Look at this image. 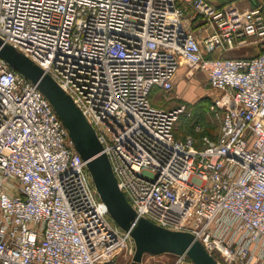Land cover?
Instances as JSON below:
<instances>
[{
    "label": "built area",
    "instance_id": "built-area-1",
    "mask_svg": "<svg viewBox=\"0 0 264 264\" xmlns=\"http://www.w3.org/2000/svg\"><path fill=\"white\" fill-rule=\"evenodd\" d=\"M221 1L0 0V39L70 96L138 218L192 234L220 264H264V51L225 56L264 43V0ZM183 62L221 92L215 139L178 140L185 106L153 104ZM126 246L48 100L0 58V264H117Z\"/></svg>",
    "mask_w": 264,
    "mask_h": 264
},
{
    "label": "water",
    "instance_id": "water-1",
    "mask_svg": "<svg viewBox=\"0 0 264 264\" xmlns=\"http://www.w3.org/2000/svg\"><path fill=\"white\" fill-rule=\"evenodd\" d=\"M0 58L37 86L67 129L73 147L86 162L97 194L111 219L134 241L135 253L130 264H142L145 255L163 254L185 256L193 264H220L192 234L168 230L138 218L118 186L111 163L103 153L102 143L70 96L41 68L1 39Z\"/></svg>",
    "mask_w": 264,
    "mask_h": 264
},
{
    "label": "rangeland",
    "instance_id": "rangeland-1",
    "mask_svg": "<svg viewBox=\"0 0 264 264\" xmlns=\"http://www.w3.org/2000/svg\"><path fill=\"white\" fill-rule=\"evenodd\" d=\"M231 0H222V3H227ZM236 7L243 11L250 0H236ZM185 10L182 17V22L196 34L204 37V21L192 18L191 8L183 4L181 5ZM202 30V31H199ZM211 32V30H209ZM254 45H250V48ZM226 56V55H225ZM231 56V55H228ZM235 56V54H234ZM232 57V56H231ZM185 75L179 77L174 89L171 92L157 94L153 98V104L165 109H177L180 106H185L184 112L178 118L174 126V132L177 137L182 138L186 136L198 137L206 135L210 138H216L219 133L221 120L224 111L219 109L217 100L221 92H218L208 86L206 76L203 72L193 69L189 65H184ZM199 128V130H197ZM134 242V241H133ZM127 246L118 253L116 257L117 264H130L133 256L127 253ZM142 264H193L190 259L186 257L180 261V258L171 254H163L158 256L145 255Z\"/></svg>",
    "mask_w": 264,
    "mask_h": 264
},
{
    "label": "crops",
    "instance_id": "crops-1",
    "mask_svg": "<svg viewBox=\"0 0 264 264\" xmlns=\"http://www.w3.org/2000/svg\"><path fill=\"white\" fill-rule=\"evenodd\" d=\"M251 7H253V3L252 2H249L248 5L244 8V10H247V9H249ZM247 47L250 48V46H246V47H243V48H241L239 50H233V51L226 52L225 55H226V57H231V56L232 57H255V56H257L258 54H260V53H262L264 51V43L263 44H254V47H251V49H249ZM217 53L218 52H212V53H210L208 55V57L209 56H212L213 57V55H216ZM234 54H235V56H234ZM228 55H231V56H228ZM184 65H189V64H187L185 62H183L181 64L180 69H179L178 73L176 74V77H175V80H174V83H173L172 90L174 89V86H175L177 80L179 79V77L185 75V73H186L185 70L183 69V66ZM208 86H210V85L208 84ZM172 90H170L168 92H171ZM168 92L167 91H162V90H157L152 95V101H153L154 96H156L157 94L161 93V95H163L164 93H168ZM169 110H172V109H169ZM216 138H217V136H216ZM213 139H215V138H213Z\"/></svg>",
    "mask_w": 264,
    "mask_h": 264
},
{
    "label": "trees",
    "instance_id": "trees-1",
    "mask_svg": "<svg viewBox=\"0 0 264 264\" xmlns=\"http://www.w3.org/2000/svg\"><path fill=\"white\" fill-rule=\"evenodd\" d=\"M209 58H213V59L219 58L218 53H217L216 55H213V57H212V56H209ZM179 118H180V116H179ZM174 134H175V132H174ZM201 136H203V135H200V136L195 137V138H200ZM175 137H176L178 140H185V138H186L187 136H186V137L179 138V137H177L176 134H175Z\"/></svg>",
    "mask_w": 264,
    "mask_h": 264
}]
</instances>
